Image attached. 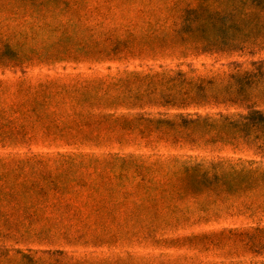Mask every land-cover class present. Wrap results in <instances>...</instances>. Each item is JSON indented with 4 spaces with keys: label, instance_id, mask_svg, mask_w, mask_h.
<instances>
[{
    "label": "rangeland",
    "instance_id": "374dc122",
    "mask_svg": "<svg viewBox=\"0 0 264 264\" xmlns=\"http://www.w3.org/2000/svg\"><path fill=\"white\" fill-rule=\"evenodd\" d=\"M173 1L0 0L1 264H264V140L138 122L264 114V0H181L225 11L218 49L168 42Z\"/></svg>",
    "mask_w": 264,
    "mask_h": 264
},
{
    "label": "trees",
    "instance_id": "16d2710c",
    "mask_svg": "<svg viewBox=\"0 0 264 264\" xmlns=\"http://www.w3.org/2000/svg\"><path fill=\"white\" fill-rule=\"evenodd\" d=\"M168 8L178 10V12L180 13L179 19L181 20V24L183 25V32H176L174 34H171L173 37L168 40L170 44H173V41L176 42L175 44L191 42L193 43V45L200 49H218V47L220 46L229 45V40L224 37L223 32L225 22L227 20V14L219 7H216L215 4L207 2L192 3L188 1L182 2L181 0H174L173 3H170L168 5ZM113 44L116 46H123L127 44V41L115 40ZM15 48L18 51L17 47ZM3 49H7L8 51L13 50L9 42L6 40L2 41V37H0V63L5 62V58H3V54L1 53ZM17 56L19 55L17 54ZM169 73H166L168 79L171 78V76L168 75ZM177 75L179 76V78L177 80H171V87L176 88L177 92H181L184 90L182 93L184 101L189 96H193V98H190V100L198 104L199 101H196V97L198 94L195 93V95H191L193 91H191L192 89L188 87L195 84L187 82L185 85L187 87H183V76L180 72H178ZM228 77L230 78V80L234 78L233 74L229 75ZM205 83L206 81L204 80L198 82V91L201 92L205 90ZM226 90L227 92L226 95H224V101L230 104H234L236 102L235 95L231 93L229 88H226L225 91ZM198 98H201V95H199ZM216 98L218 97L215 96V99ZM251 117H254V119H252ZM178 121L184 122L185 131H196L197 129H200L201 131H203V133L212 131L221 136H223L222 133L227 134V136L236 133H255L257 136H259V138H262L264 140V114L259 111H253L247 116L223 115L221 113H218L214 116L208 114H194L192 116H183L181 114H178L174 115L171 120L148 118L143 116H141L138 120V122H141L142 124L149 127L157 126L159 130L163 126L174 127L178 123ZM223 166L224 162H212V164H209L207 169L199 167L197 170H195V168H193L192 171L189 170V172L186 173V177L187 179H189L190 184H192V181H194V183L198 185V183H202V180H200L201 178H208L207 171L211 170L213 174L217 173V175L215 176H217L218 181L227 184L230 182V180L228 179L226 173L223 171ZM199 172L200 175H198ZM251 173L256 174L254 171ZM257 175H260L262 177L264 176V172L257 173Z\"/></svg>",
    "mask_w": 264,
    "mask_h": 264
}]
</instances>
